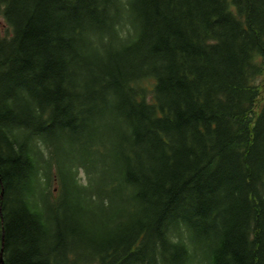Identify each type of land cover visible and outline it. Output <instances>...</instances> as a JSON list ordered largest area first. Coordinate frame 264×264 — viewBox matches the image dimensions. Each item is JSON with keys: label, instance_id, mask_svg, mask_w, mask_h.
<instances>
[{"label": "trees", "instance_id": "trees-1", "mask_svg": "<svg viewBox=\"0 0 264 264\" xmlns=\"http://www.w3.org/2000/svg\"><path fill=\"white\" fill-rule=\"evenodd\" d=\"M0 260L264 264V0H0Z\"/></svg>", "mask_w": 264, "mask_h": 264}, {"label": "water", "instance_id": "water-1", "mask_svg": "<svg viewBox=\"0 0 264 264\" xmlns=\"http://www.w3.org/2000/svg\"><path fill=\"white\" fill-rule=\"evenodd\" d=\"M2 244H3V242H2ZM0 263L2 264V261L0 260Z\"/></svg>", "mask_w": 264, "mask_h": 264}, {"label": "rangeland", "instance_id": "rangeland-1", "mask_svg": "<svg viewBox=\"0 0 264 264\" xmlns=\"http://www.w3.org/2000/svg\"><path fill=\"white\" fill-rule=\"evenodd\" d=\"M80 174L82 175V172L80 171Z\"/></svg>", "mask_w": 264, "mask_h": 264}]
</instances>
